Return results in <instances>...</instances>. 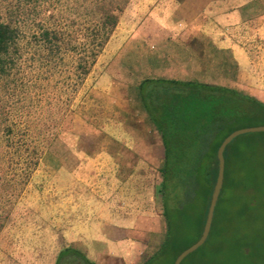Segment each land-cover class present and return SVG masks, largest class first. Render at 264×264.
Masks as SVG:
<instances>
[{"label":"rangeland","instance_id":"rangeland-1","mask_svg":"<svg viewBox=\"0 0 264 264\" xmlns=\"http://www.w3.org/2000/svg\"><path fill=\"white\" fill-rule=\"evenodd\" d=\"M94 2L0 0V19L20 28L23 43L31 41L41 26L78 38L88 25L85 13ZM108 2L121 8L118 23L75 94L69 96L65 60L52 73L40 67L31 71L25 64L24 84L16 94L15 67L5 89L0 83V264H55L60 250L76 247L77 222L104 219L115 208L141 228L155 225L164 235L155 193L162 146L140 109L135 88L144 78L175 76L177 51L171 37L155 36L157 41H149L140 28H145L147 18L174 25L177 15L187 16V0ZM225 29L233 31L231 26ZM179 41L175 44H182ZM256 85L264 97L263 84ZM15 121L32 133L44 131L48 124L57 129L16 201ZM6 124L12 128L10 133ZM130 132L131 138L126 136ZM147 148L152 149L150 156ZM118 161L132 163L134 168L121 169ZM140 237L150 243L148 234ZM152 253L150 247L144 249L138 256L141 263ZM111 261L129 264L116 258Z\"/></svg>","mask_w":264,"mask_h":264},{"label":"trees","instance_id":"trees-1","mask_svg":"<svg viewBox=\"0 0 264 264\" xmlns=\"http://www.w3.org/2000/svg\"><path fill=\"white\" fill-rule=\"evenodd\" d=\"M94 1L85 13L88 25L78 38L41 26L31 41L23 43L20 28L0 19L2 89L14 67L16 94L24 84L25 64L31 71L40 67L52 73L65 60L69 96L75 94L108 43L121 12L108 0ZM135 89L140 109L162 146L155 193L165 231L142 264H173L201 236L217 177L219 145L238 129L263 126L264 102L235 88L177 79L144 78ZM4 128L12 131L8 124ZM23 128L15 121V201L57 134L49 124L37 133ZM4 140L8 143L10 137ZM224 160L223 186L208 239L181 264H264V133L236 138L226 147ZM55 264L96 263L81 250L65 247Z\"/></svg>","mask_w":264,"mask_h":264},{"label":"crops","instance_id":"crops-1","mask_svg":"<svg viewBox=\"0 0 264 264\" xmlns=\"http://www.w3.org/2000/svg\"><path fill=\"white\" fill-rule=\"evenodd\" d=\"M186 4L187 16L178 13L174 25L147 18L145 28H140V34L149 41L156 40L155 36L171 37V46L177 51V69L172 72L175 76L149 78L235 88L264 102L256 85L260 82L264 86V0H187ZM228 26L233 31L227 32ZM179 39L182 48L175 44ZM184 56L188 59L184 60ZM126 136L131 138L133 133ZM150 150L147 148L149 156ZM119 164L121 169L134 168L129 162ZM115 209L104 219L77 222L73 244L96 264H111L115 258L142 264L139 254L148 247L154 252L163 235L155 225L141 228L137 221ZM142 234L149 235L150 243L143 242Z\"/></svg>","mask_w":264,"mask_h":264},{"label":"water","instance_id":"water-1","mask_svg":"<svg viewBox=\"0 0 264 264\" xmlns=\"http://www.w3.org/2000/svg\"><path fill=\"white\" fill-rule=\"evenodd\" d=\"M254 133H264V125L238 129L232 132L231 134H229L219 145L217 152H216L217 177L215 180V184H214L213 191H212L210 201H209V205L207 208L206 219H205V223L203 226L201 236L194 244H192L190 247L182 251L176 257L173 264H181L184 259H186L189 255L197 251L207 241L210 230H211L214 210H215V207H216V204H217V201H218V198H219L222 186H223V181H224V171H225L224 151L226 147L236 138L242 135L254 134Z\"/></svg>","mask_w":264,"mask_h":264}]
</instances>
